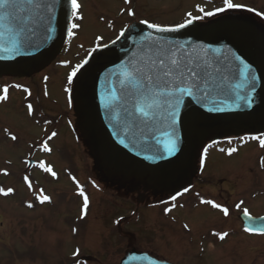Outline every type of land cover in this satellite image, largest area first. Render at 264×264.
I'll return each instance as SVG.
<instances>
[{"label":"rangeland","instance_id":"obj_1","mask_svg":"<svg viewBox=\"0 0 264 264\" xmlns=\"http://www.w3.org/2000/svg\"><path fill=\"white\" fill-rule=\"evenodd\" d=\"M199 1L130 0L125 4L124 0H78L83 19L76 22L80 27L68 52L29 79H0V85L10 88L9 101L0 105V188L14 189L8 196L0 195V264H68L76 248L80 249L77 260L88 256L86 264H119L131 248L176 264H264V235L244 234L238 220L241 211L235 208L243 200L241 207L248 208L252 216H264V169L259 166L264 149L258 139L242 145L238 140L224 144L221 153L210 150L205 167H199L193 179L194 186L174 203L168 216L162 205L143 212L140 190L128 195L96 184V189L86 188L91 205L86 219L79 221V190L68 182L69 171L81 185L96 175L78 134L72 131L75 118L64 91L69 87L66 76L71 66L61 68L58 64L80 62L98 47L95 37L103 38L99 46L108 44L132 22L146 19L174 25ZM234 2L264 14V0ZM129 10L135 15L128 16ZM257 18L264 24V19ZM45 77L47 82L42 84ZM24 88L30 96L25 95ZM29 103L34 109L32 116L27 114ZM52 132L57 135L47 140ZM44 139L51 155L38 151ZM230 148L237 152L229 157ZM30 159L51 166L57 178L24 163ZM25 175L33 185L31 192L24 183ZM41 190L51 203L37 204L35 196ZM201 198L227 206L229 216L201 204ZM29 202L33 208L26 206ZM125 225L130 237L125 234ZM73 228L78 229L75 234ZM224 232L229 235L221 241L218 234Z\"/></svg>","mask_w":264,"mask_h":264},{"label":"water","instance_id":"obj_2","mask_svg":"<svg viewBox=\"0 0 264 264\" xmlns=\"http://www.w3.org/2000/svg\"><path fill=\"white\" fill-rule=\"evenodd\" d=\"M64 15L57 8L56 33L51 40H44L42 30H37L32 42L37 46L32 56H18L14 60H0V78H29L48 67L61 53L66 40ZM199 24V23H197ZM125 37L110 43L109 48H100L109 53L100 57L94 52L88 57L87 72L74 78L72 102L80 133L94 168L102 176L103 182L129 191L142 186L154 195L173 194L191 184L196 174V162L203 146L211 141L231 136L264 132V29L248 16H226L201 27L181 29L175 33H154L145 26L135 24ZM174 42L185 44L189 52L209 58H221L229 65H247L246 71L256 77L255 90L251 91L253 102L248 107L243 101L233 103L226 100L224 94L215 91L205 100L197 102L185 97L181 115L185 111L197 110L201 117L190 121L187 126L178 125V151L173 156L157 158L150 150L155 143L153 134L147 140L136 129L125 128L118 110L109 113L104 105L114 103L106 90L105 77L110 71H117L120 65L139 52L140 29ZM239 58L237 60L236 58ZM243 64H240V62ZM84 72V69H81ZM229 80L225 85H235L239 81L232 78L225 68ZM215 101V103H214ZM190 102V103H189ZM220 106L230 109L225 112H208L207 109ZM167 123L161 124L154 132L157 138H163ZM243 227L259 228L264 221L254 218L247 221L239 217ZM120 264H169L158 261L145 253L131 250Z\"/></svg>","mask_w":264,"mask_h":264},{"label":"snow or ice","instance_id":"obj_3","mask_svg":"<svg viewBox=\"0 0 264 264\" xmlns=\"http://www.w3.org/2000/svg\"><path fill=\"white\" fill-rule=\"evenodd\" d=\"M124 3L128 4L130 0H124ZM222 3L223 6L216 7L214 11H205L203 7H198L197 10L202 15H193L189 12L183 22L175 25H162L146 19L139 20V24L154 33H175L189 26L201 27L196 22L228 10L244 9L248 12L254 11V9L243 4L235 3L234 0H222ZM58 7L61 8L65 19L62 31L66 29L67 37L71 39L74 30L80 27L75 21L83 19L80 14L82 5L78 0H0V60H14L18 56H32L38 50L32 42V37L38 29L42 30L44 40L53 39L56 33ZM127 14L128 16L135 15L132 10H129ZM255 14L264 18V14L259 11ZM126 27L131 32L136 25L133 23ZM140 32L142 35L140 36L139 52L122 63L117 71H110L105 77L107 93L114 103L106 102L104 107L109 113L118 110L125 128L138 130L146 140L148 134H153L152 139L155 143L151 145L150 150L157 158L175 155L179 150L177 126H187L190 121H195L201 117V114L195 109L185 111L181 115L182 106L187 107L185 97L193 98L199 103L215 91L218 95L224 94L226 100H231L233 103L243 101L248 107H251L253 102L251 91L255 90L256 77L246 71L247 65H244L243 68L239 64L229 65L227 61L218 57L209 58L191 53L185 44L180 42H174L159 36L154 37L151 33L143 34L144 28H141ZM120 37H125L124 31L119 33L117 40ZM102 39L101 36L95 37L98 47L90 50L88 53L90 57L94 52H98L100 57L109 54L100 50L99 45ZM115 42L112 41V43ZM103 48H109V45L104 44ZM236 59L239 60L238 57ZM240 64H243V62L241 61ZM85 65H89L88 59L76 64L67 73L66 80L69 86L73 85L74 78L77 77L78 73L83 76L88 71ZM225 68L231 72L233 79L239 81L238 83L225 85V81L229 80ZM81 69H84V72H81ZM45 80H47V77H45ZM15 87L20 86L16 85ZM23 90L25 92L29 91L27 88ZM2 91L3 95H0V101H6L9 89L4 87ZM64 91L70 93L71 87H65ZM45 95H47V92H45ZM68 104L70 107L72 106L71 98H69ZM228 110L230 109L220 106L207 109L208 112H225ZM33 111V105L31 103L27 104V114L32 116ZM163 123H167V128L163 131V138H157L154 132ZM56 135L55 132H52L47 140H51ZM11 139L16 140V136H12ZM239 139L244 140V137ZM251 139H258L259 147L264 149V135L259 138L253 136ZM47 140L43 142L41 150L50 153L51 148L48 146ZM228 143L231 144L232 141L229 140ZM207 151L208 149L204 148L203 153L198 157L201 170L205 167ZM221 151L223 152L224 149H221ZM235 152H237L236 148H230L227 155L230 157ZM24 163L28 164L29 162L26 160ZM259 166L264 169V156L259 158ZM37 167L50 174L53 179L57 178V173L43 161ZM4 175H8V173L5 172ZM23 180L28 190L33 191V185L29 177L25 175ZM76 187L79 189L77 195L82 198L79 218L84 219L89 208V197L78 183ZM189 191L190 189L185 187L183 192L172 195L171 201H176L179 195ZM13 192L14 189L11 187L7 190L0 188V195L3 196H8ZM35 199L40 204L51 202L50 197L45 195L43 190L35 196ZM200 203L218 209L225 217L229 216L227 206L203 198H201ZM243 204L244 201L241 200L235 204V208L242 212L247 221L252 222L254 217L250 214L248 208L241 207ZM26 206L28 208L34 207L31 202L27 203ZM180 206L183 207V205ZM173 207H175L174 204L172 207H166L164 214L167 215L171 212ZM259 219L264 221V217ZM183 227L187 229L188 225L185 224ZM77 231L76 228L72 229L74 234ZM242 231L245 234L264 235V224H261L259 228L243 227ZM228 235L229 233L224 232L218 234V238L223 241ZM79 255L80 249H74L71 252L68 264H79L77 260Z\"/></svg>","mask_w":264,"mask_h":264},{"label":"flooded vegetation","instance_id":"obj_4","mask_svg":"<svg viewBox=\"0 0 264 264\" xmlns=\"http://www.w3.org/2000/svg\"><path fill=\"white\" fill-rule=\"evenodd\" d=\"M139 199H142L143 200V202L146 204V205H148V204H150L151 202H153V198L151 197V196H149V195H147V196H143V197H140ZM150 200H152V201H150ZM155 200V199H154ZM150 209V208H149ZM78 213H79V211H78ZM78 215V214H77Z\"/></svg>","mask_w":264,"mask_h":264}]
</instances>
